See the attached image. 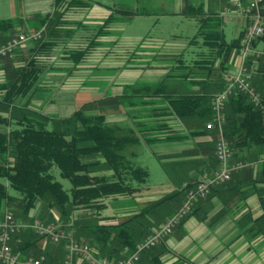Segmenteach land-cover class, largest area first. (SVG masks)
<instances>
[{
  "label": "crops",
  "instance_id": "0c3cea01",
  "mask_svg": "<svg viewBox=\"0 0 264 264\" xmlns=\"http://www.w3.org/2000/svg\"><path fill=\"white\" fill-rule=\"evenodd\" d=\"M144 1L150 3L153 0ZM187 1L196 7L202 6L205 14L227 8L221 0H197L194 3L190 0H175L176 6L172 11L163 9L159 12L135 7L134 0H112L109 4L101 0H12L8 7L10 14L0 15L1 19L19 21L13 34L44 28V35L47 25L42 24L41 19L47 14L59 19L52 21L51 25L58 33L52 38L53 45L34 54L31 48L37 41L27 42L11 55L12 67L22 65L24 59L33 54L42 66L29 93L18 98L17 102L26 104L32 110L58 117L69 116L84 106L85 114L102 113L107 122L143 130L144 137L140 136V143L130 147L129 157L139 164L140 158L155 156L163 171V179L151 181L148 177L134 196H109L104 199V208L99 214L106 217L100 223L117 224L140 209L178 192L176 196L168 198L163 204L152 206L144 216L130 222L140 233L137 244L155 222H164L180 207L187 195V191H182L183 187L188 182L196 181L202 173H208L212 167L211 158L214 159L213 150L208 145L212 139L215 144L217 133L205 129L198 116H177L166 97L161 95L162 90L159 95L139 96L132 95L133 91L129 89L132 86L163 84L170 94L200 90L199 85L189 82L190 78L180 76L187 72V68L178 63L182 59L185 64H189L207 51L202 41L197 39L196 42H190L199 29L197 17H194L198 25L197 32L191 38H180L174 34L167 37L159 29L156 31L160 34H147L140 39H131L122 34L125 30L123 26L136 15L158 13V26L168 21L165 18H171L168 16L184 21L189 16L185 12ZM125 9L143 12L129 15L121 12ZM109 16H113V19L105 25ZM231 16H237L235 10L228 13L227 17ZM224 20L220 27L225 34L222 26ZM101 26L103 30L99 34ZM102 45L107 47L103 54L117 60L109 71L105 70L106 67L99 68V48ZM77 52L81 54L75 59L74 53ZM231 57H236L235 52ZM91 58L94 60L91 61ZM9 68L0 66V82L6 80ZM223 78L225 81L226 70ZM91 92L95 93L94 98L88 96ZM108 98H112L115 105L110 115L103 111L89 112L91 106ZM2 115L6 116L7 113L2 112ZM10 126L12 124H0V129ZM257 153L256 145L239 149L231 161H241L245 166L233 171L226 185L216 188L207 199L199 202L193 213L157 244V251L151 255L153 261L145 256L143 263L264 264V180L261 179V158L264 155L257 156ZM105 172L109 174L111 171ZM108 207L109 213H102ZM30 215L34 214L30 212Z\"/></svg>",
  "mask_w": 264,
  "mask_h": 264
},
{
  "label": "trees",
  "instance_id": "16d2710c",
  "mask_svg": "<svg viewBox=\"0 0 264 264\" xmlns=\"http://www.w3.org/2000/svg\"><path fill=\"white\" fill-rule=\"evenodd\" d=\"M121 12L131 15L143 11L125 9ZM185 12L201 13L197 18L200 23L198 32L190 42L201 38L207 51L202 52L189 64L179 59V65L187 68V72L180 76L184 79L190 78L189 82L199 85L200 90L170 94L166 92L163 84L132 86L129 89L133 91L132 95L139 96L159 95L162 90L161 95L166 97L177 116H198L206 129V122L212 117V95L225 84L223 73L228 68L227 62L232 53L239 52L244 29L237 37L227 41L220 27L223 18L219 13L213 11L204 14L202 6L196 7L188 1ZM112 19L113 16H109L105 25ZM41 21L47 25V32L45 31L42 38L31 48L34 54L53 45L52 38L58 34L51 26L52 21H59L58 18L47 14ZM14 27L13 20L0 18V44L6 43L12 37ZM102 30L103 26L99 28V34ZM262 42L264 36L254 44L259 45ZM34 54L25 58L22 65L11 66V74L8 73L6 80L0 82V124H12L8 129H0V211L3 207L12 205L18 211L17 215L13 213L14 217L24 221L35 217L30 215V212L38 206H45L49 210L54 208L67 221L76 217L77 212H82L81 218L97 215V219H90L89 222L62 226L73 228L77 241L90 242L95 255L107 258L123 257L136 250V241L140 234L130 222L144 216L152 206L163 204L178 192L162 198L150 207L140 209L135 215L117 224L100 223L106 218L99 215L100 210L104 208V199L112 195L134 196L148 180L149 169L129 157L130 147L140 143V136L144 137L143 130L107 122L102 113L85 114L84 106L77 108L69 116L58 117L32 110L26 104L17 102L18 98L29 93L42 70L38 57ZM74 54V58L78 59L81 53ZM257 75L260 76L258 81ZM256 76L254 84L260 93L259 101L255 103L248 95L241 94L232 97L225 109L227 120L224 134L233 149V155L244 146L255 145L258 147L257 156L264 155V63H259ZM2 112L7 115H2ZM214 145L212 139L208 148L213 150L214 159L211 158L212 167L209 174L217 169ZM55 168L59 169L62 178L70 181L69 188H64L55 178ZM105 170L111 172L108 174ZM261 179L264 180V161L261 162ZM196 181L188 182L182 191H188ZM229 181L212 186L208 197L213 190ZM194 208L187 217L193 213ZM95 212L97 213L93 214ZM187 217L182 219L179 225ZM43 241L51 243L38 235L33 228L27 227L13 235L11 246L22 256L44 255L46 264H63V244L53 243L55 249L50 251L45 250ZM156 246L145 249L140 254L141 264H144L145 256H149L153 261L151 255Z\"/></svg>",
  "mask_w": 264,
  "mask_h": 264
},
{
  "label": "built area",
  "instance_id": "2783aa9c",
  "mask_svg": "<svg viewBox=\"0 0 264 264\" xmlns=\"http://www.w3.org/2000/svg\"><path fill=\"white\" fill-rule=\"evenodd\" d=\"M226 13L236 11L246 19V26L241 38V47L236 54V66L226 70L223 88L212 95V117L206 122V129L216 131L215 156L217 169L209 174L202 173L195 184L188 189L182 205L167 220L137 244L136 250L120 258H107L93 253L88 243L77 241L74 229L44 223L34 217L30 221L16 219L11 212L0 218V263L3 264H46V257L22 256L13 250V235L22 228L31 227L34 231L55 244H63L64 264H141L140 254L143 250L156 246L165 237L173 233L179 223L193 210L196 203L208 197L211 187L231 179L232 173L245 166V163L232 162L233 149L225 137V109L232 97L248 95L257 103L260 93L254 84V76L259 63H264V46L255 45V41L264 36V0H232ZM44 28L38 31L20 32L0 46V58L13 53L18 47L42 38ZM264 161V158L261 159Z\"/></svg>",
  "mask_w": 264,
  "mask_h": 264
},
{
  "label": "rangeland",
  "instance_id": "374dc122",
  "mask_svg": "<svg viewBox=\"0 0 264 264\" xmlns=\"http://www.w3.org/2000/svg\"><path fill=\"white\" fill-rule=\"evenodd\" d=\"M11 1L12 0H0V15L5 14L7 16V14H10V12L8 11V7L10 6ZM101 1H103L107 4L112 2V0H101ZM190 1L192 3L197 2V0H194V1L190 0ZM134 2L135 3H133L134 4L133 6H135V7L146 8L148 10H150L149 8H151L152 10L157 11V12H159L160 10H163V9L167 10V11H172L176 6L175 0H153L150 3H148L144 0H141L139 2L134 0ZM221 3L225 7L232 8L230 0H221ZM215 12L222 15L223 18L225 19L222 26L224 28L225 36H226V39L228 41L230 39H232L233 37H235V35L238 33V31L246 25V19H245V17H243L241 15H237L236 17L232 18V16L227 17L228 13H226L225 10H223V9L220 12H218V11H215ZM196 13L197 14L187 12V15H189V16L184 21H182L180 18H173L172 16H168L171 18H165V20H168V21H163L162 26H158L156 23L157 22L156 18L158 16H160V14H158V13L136 15L134 18H132L131 21H127L126 25L123 26V27H125L124 28L125 30H124V33H122V34L125 35L126 37H130L131 39H132V37H139V39H140L141 37L146 36L147 34L152 35V36H155L156 34H160L156 31L157 29H159L160 32H162V35L165 34L167 37L174 34L180 38H191L197 32V28H198L197 21L195 20L194 17L198 18V16L201 15L200 12H196ZM204 14H205V12H204ZM18 22L19 21L14 20V23H16L15 26L18 25ZM16 34H13L12 37L15 36ZM198 40L202 41L201 38H198ZM3 44L4 43H1L0 46ZM195 44H197V43H195ZM260 45L264 46V42L260 43ZM194 47L196 48L197 46L194 45ZM99 49H100L99 50V68L106 67L105 70L109 71V69H111L112 66H115V64L117 63V60L113 59L110 55H104L103 54L104 51L107 50V47H104L102 45ZM196 50H198V49H196ZM15 52L16 51L7 55L6 57L0 58V66H2L3 68H4V66H7V67L10 66L11 67L10 62L12 60H10V58H11V55H13ZM235 58L230 57L231 61L229 60L227 62V66H228L227 69H229L230 67L234 68L236 66V59ZM90 60L92 61L94 59L91 58ZM218 63H219V60H217L216 64L218 65ZM234 64H235V66H234ZM9 69H10L9 74H11L10 73L11 68H9ZM255 76H256V74H255ZM255 76H254V79L257 77L256 78L257 81L260 80V76H258V75L256 77ZM108 77H109L108 79L110 80L111 76L109 75ZM88 96H91L90 98H94L96 95H95V93L91 92L88 94ZM111 99L112 98H108L106 101L100 102L98 105L91 106L89 112L91 111V112L95 113L98 111H103V112L108 113L110 115L112 113L114 107H115V105ZM138 162L142 166H148L149 172H150L149 179L151 181H159V180H161V178L163 179V177H164L163 171L161 170L158 159L155 156H149L146 158L144 157L143 159L140 158ZM54 172H55V178L63 184L64 188H69L71 186V183L68 179L62 178L60 176L58 168H55ZM109 209H110V207H108L107 209H104L102 211V213H109ZM88 211L91 212L90 209ZM7 212L14 213L15 215L18 214L17 209L15 207H13L12 205H9V207H3L2 211H0V216H2L3 214H5ZM31 212L34 214V216L36 218H38L42 222L50 223V224H54V225H66L67 226L68 224H76V223L79 224L81 222H89L90 219L92 220V219L98 218L97 215L81 218L80 213H82V212H77V213H75L76 217L67 221L65 218H63L59 215L57 210H55L54 208H51V210H49L45 206H38L37 209L31 210ZM96 213L97 212H95L93 214H96ZM120 219L122 220V218H118L117 220H120ZM164 222H162V223H164ZM162 223H156L155 222L154 225L152 226V228L148 232L146 231L147 233L145 232V234L142 237V240L146 236L151 234L154 231V229L158 228ZM43 243H45L44 244L45 250L54 251L53 249H55L54 248L55 245L52 242L50 243V242H44L43 241ZM86 243L91 245L90 242H86ZM156 248H157V246L155 247L154 252L157 251ZM30 253H32V252H30Z\"/></svg>",
  "mask_w": 264,
  "mask_h": 264
}]
</instances>
